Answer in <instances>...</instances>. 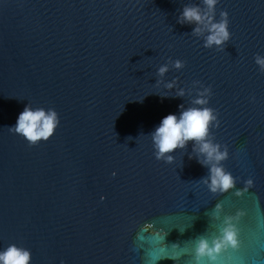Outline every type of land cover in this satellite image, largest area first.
<instances>
[{"label": "water", "instance_id": "95a60500", "mask_svg": "<svg viewBox=\"0 0 264 264\" xmlns=\"http://www.w3.org/2000/svg\"><path fill=\"white\" fill-rule=\"evenodd\" d=\"M191 5L208 13L0 0V249H29V264H264V0H215L210 23L226 13L230 36L208 46L181 15ZM27 103L57 112L47 139L9 130ZM178 106L213 109L206 139L223 158L202 162L193 140L155 157L151 131ZM210 165L232 184L213 189ZM229 225L238 246L198 255Z\"/></svg>", "mask_w": 264, "mask_h": 264}, {"label": "clouds", "instance_id": "9594fccd", "mask_svg": "<svg viewBox=\"0 0 264 264\" xmlns=\"http://www.w3.org/2000/svg\"><path fill=\"white\" fill-rule=\"evenodd\" d=\"M215 0H205V4L210 13L213 9ZM208 13H201L199 6L191 5L185 6L182 12L184 20L197 21L196 27L193 29L195 32H200V22L209 29V34L206 36L205 45L208 46L212 43L221 44L227 40L230 33L227 28L228 20L226 13H222V18L218 22H211L212 16ZM207 16V19L205 17ZM256 62L264 68V56L257 55ZM176 65H180L177 60ZM167 65H162L158 71L163 73ZM171 87V84L168 85ZM208 89L205 88L204 92ZM182 95L183 89H179L178 93ZM206 100L203 97H197L195 104H205ZM179 113L168 112L160 118V121L151 131V138L154 147V155L156 158H163L171 160V151L177 147H183L188 140H193L199 144V151L205 153V160H220L226 155V152L218 151L217 145L211 143L206 139L209 131V124L215 119L213 109L210 107H187L183 108ZM59 122L57 112L52 107H33L29 103L25 104L22 110L17 114L14 125L9 126V130H14L16 133L21 134L30 143H34L41 139H47L53 134L55 127ZM211 173V187L219 184L223 188H227L232 184L230 174L224 172L222 168L216 165H210ZM147 226V225H146ZM238 246L236 236V229L229 225L224 229L222 238L214 241V246L209 247L205 240H201L197 247L198 255L207 254L214 258V254L227 246ZM30 250L21 247L15 243H10L6 247L0 249V264H29Z\"/></svg>", "mask_w": 264, "mask_h": 264}]
</instances>
